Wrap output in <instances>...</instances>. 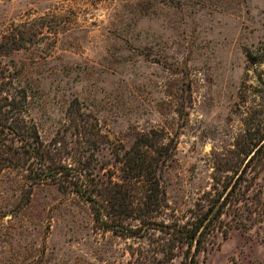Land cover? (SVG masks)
I'll return each mask as SVG.
<instances>
[{
  "label": "rangeland",
  "instance_id": "1",
  "mask_svg": "<svg viewBox=\"0 0 264 264\" xmlns=\"http://www.w3.org/2000/svg\"><path fill=\"white\" fill-rule=\"evenodd\" d=\"M262 54L264 0H0V66L28 93L42 138L75 101L119 148L142 131L175 138L161 182L180 213L210 190L213 151L234 148L235 102ZM259 182L264 203V172ZM260 219L199 264H264ZM132 244L98 231L76 196L0 174V264H128Z\"/></svg>",
  "mask_w": 264,
  "mask_h": 264
},
{
  "label": "trees",
  "instance_id": "2",
  "mask_svg": "<svg viewBox=\"0 0 264 264\" xmlns=\"http://www.w3.org/2000/svg\"><path fill=\"white\" fill-rule=\"evenodd\" d=\"M256 77L243 82L235 102L242 130L228 155L213 151L209 191L184 213L162 187L178 142L155 130L137 132L119 148L92 113L75 101L48 140L30 119V98L0 66V174L16 172L30 188L55 186L89 206L94 226L133 242L128 264H199L202 253L233 229L249 230L264 217V54L249 56ZM111 158L100 162L102 151Z\"/></svg>",
  "mask_w": 264,
  "mask_h": 264
}]
</instances>
